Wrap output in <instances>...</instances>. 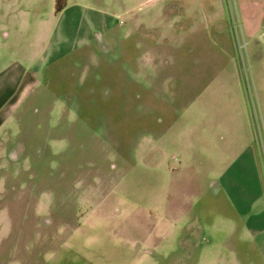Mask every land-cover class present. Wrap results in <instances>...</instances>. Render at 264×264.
Wrapping results in <instances>:
<instances>
[{
  "label": "rangeland",
  "instance_id": "obj_1",
  "mask_svg": "<svg viewBox=\"0 0 264 264\" xmlns=\"http://www.w3.org/2000/svg\"><path fill=\"white\" fill-rule=\"evenodd\" d=\"M257 1L0 0V264H264Z\"/></svg>",
  "mask_w": 264,
  "mask_h": 264
},
{
  "label": "crops",
  "instance_id": "obj_2",
  "mask_svg": "<svg viewBox=\"0 0 264 264\" xmlns=\"http://www.w3.org/2000/svg\"><path fill=\"white\" fill-rule=\"evenodd\" d=\"M252 1H253V3L258 2L257 0H252ZM258 3H260V1ZM251 5H252V3L249 5V7ZM263 22H264V14L261 17L260 24L262 25ZM5 35H7V34H5ZM9 71H10L9 69L4 71V73H7L9 75V76H7V74L4 75V76H7V79L9 80L6 83L10 84L9 87L11 89L17 88L21 84V78L17 79L15 74L14 73L12 74ZM3 83L6 84L5 81ZM5 88H6V86L4 85V89ZM223 175H224V172H223ZM225 184L228 185V183L226 181H225ZM243 192H244L243 196H245L246 192L245 191H243ZM229 193L231 194V191ZM261 197H262V195L260 193V190L259 191L250 190V192L244 198V200L245 199L248 200L249 206L246 207V210L240 211L241 214H245V213H251L252 214V221L248 222L247 227L249 230L254 231V232H260L261 231L260 229L264 228V210H262V209H258L257 211L255 210V208L259 204ZM232 198H233V196H232ZM252 206H255V207L252 208ZM252 211H254V212H252Z\"/></svg>",
  "mask_w": 264,
  "mask_h": 264
},
{
  "label": "trees",
  "instance_id": "obj_3",
  "mask_svg": "<svg viewBox=\"0 0 264 264\" xmlns=\"http://www.w3.org/2000/svg\"><path fill=\"white\" fill-rule=\"evenodd\" d=\"M66 0H55V12L62 10Z\"/></svg>",
  "mask_w": 264,
  "mask_h": 264
},
{
  "label": "water",
  "instance_id": "obj_4",
  "mask_svg": "<svg viewBox=\"0 0 264 264\" xmlns=\"http://www.w3.org/2000/svg\"><path fill=\"white\" fill-rule=\"evenodd\" d=\"M264 25V24H263Z\"/></svg>",
  "mask_w": 264,
  "mask_h": 264
}]
</instances>
